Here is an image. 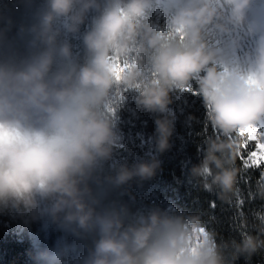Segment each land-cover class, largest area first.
Returning a JSON list of instances; mask_svg holds the SVG:
<instances>
[{"label":"clouds","instance_id":"clouds-1","mask_svg":"<svg viewBox=\"0 0 264 264\" xmlns=\"http://www.w3.org/2000/svg\"><path fill=\"white\" fill-rule=\"evenodd\" d=\"M175 101L203 109L191 172L209 206L242 204L244 153L264 148V0H0V264H264V215L225 233L144 203L194 119Z\"/></svg>","mask_w":264,"mask_h":264},{"label":"trees","instance_id":"trees-1","mask_svg":"<svg viewBox=\"0 0 264 264\" xmlns=\"http://www.w3.org/2000/svg\"><path fill=\"white\" fill-rule=\"evenodd\" d=\"M171 107L174 109L185 107L186 112L194 114V119L191 124L184 125V117L181 116L176 123L171 138L173 147L160 157L163 161L162 171L152 181L145 183L144 203L155 204L161 209L183 214L185 219L200 216L201 221L205 222L209 229L215 228L225 233L230 231L229 224L242 211L251 226L257 215H264V150L258 149L256 142L253 141L250 143L249 151L244 153L243 159L248 160L249 166L240 171L238 200L243 203L240 204L234 197L231 205L221 206L218 202L217 208L212 209L208 203L210 197L203 189L201 178L194 177L191 172L193 164L202 158V153L198 154L196 149L197 145L204 146V137L198 135L203 128V109L199 103L192 105L191 101L188 106L183 105L181 101H175ZM177 115H180L179 112ZM149 119L147 129L138 126L133 131L151 132L153 124L151 118ZM208 135L215 138L211 128ZM180 137H183V141ZM256 164H260V167H255ZM149 184L151 188L148 187ZM134 191L137 190L134 188ZM4 251L10 257L18 254L12 247H7Z\"/></svg>","mask_w":264,"mask_h":264},{"label":"rangeland","instance_id":"rangeland-1","mask_svg":"<svg viewBox=\"0 0 264 264\" xmlns=\"http://www.w3.org/2000/svg\"><path fill=\"white\" fill-rule=\"evenodd\" d=\"M262 143H264V142H262ZM261 150H264V148H260Z\"/></svg>","mask_w":264,"mask_h":264}]
</instances>
